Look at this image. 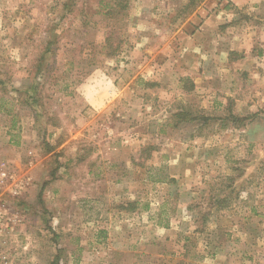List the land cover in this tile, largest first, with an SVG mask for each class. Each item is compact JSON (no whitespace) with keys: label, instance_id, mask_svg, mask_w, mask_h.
<instances>
[{"label":"rangeland","instance_id":"374dc122","mask_svg":"<svg viewBox=\"0 0 264 264\" xmlns=\"http://www.w3.org/2000/svg\"><path fill=\"white\" fill-rule=\"evenodd\" d=\"M114 2L0 0V264H264V0Z\"/></svg>","mask_w":264,"mask_h":264},{"label":"built area","instance_id":"2783aa9c","mask_svg":"<svg viewBox=\"0 0 264 264\" xmlns=\"http://www.w3.org/2000/svg\"><path fill=\"white\" fill-rule=\"evenodd\" d=\"M29 185L27 177L20 176L5 165L0 166V241L11 235L18 225V218L11 210Z\"/></svg>","mask_w":264,"mask_h":264},{"label":"trees","instance_id":"16d2710c","mask_svg":"<svg viewBox=\"0 0 264 264\" xmlns=\"http://www.w3.org/2000/svg\"><path fill=\"white\" fill-rule=\"evenodd\" d=\"M126 1L127 0H115V2H114L115 8L113 9V7H112V9L110 10L109 14L110 15L111 14L112 15L122 14L123 11H125L127 9V6H128ZM178 115L182 116V115H184V112L179 113ZM186 121H190L191 122V121H194V120H186Z\"/></svg>","mask_w":264,"mask_h":264},{"label":"crops","instance_id":"0c3cea01","mask_svg":"<svg viewBox=\"0 0 264 264\" xmlns=\"http://www.w3.org/2000/svg\"><path fill=\"white\" fill-rule=\"evenodd\" d=\"M194 81V80H193ZM188 92H190V91H188Z\"/></svg>","mask_w":264,"mask_h":264}]
</instances>
